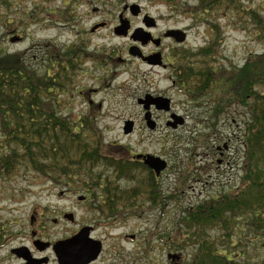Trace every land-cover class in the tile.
Instances as JSON below:
<instances>
[{"label": "rangeland", "instance_id": "374dc122", "mask_svg": "<svg viewBox=\"0 0 264 264\" xmlns=\"http://www.w3.org/2000/svg\"><path fill=\"white\" fill-rule=\"evenodd\" d=\"M198 1L181 0V4L194 8ZM239 3L264 17V0H239ZM135 4L151 17L165 19L159 23L160 32L168 28L187 30V41L182 45L176 44V50H196L205 46L208 40L205 24L191 17L190 13L172 11L161 0H13L10 7L1 12V17L11 22L8 26L10 30L5 32V29H0V32L2 30L4 47L8 53L27 52L28 55H34L35 66L40 65L41 55L48 45L62 48L82 42L95 54L94 61L101 59V63L105 61L107 64V57L110 56L113 64L103 66V70L92 63L82 65L75 84L69 87L68 96L63 94L60 97L62 110L73 118L84 116L88 113L86 101L91 99L95 104L93 112L96 115L98 104L103 103L97 121L105 136V144H119L135 152L147 151L160 156L168 164L162 188L164 206L152 210L143 206L145 210L134 213L135 217L128 219L116 216V222L109 228L110 233L107 229L97 231L94 238L104 240L105 250L97 264H189L195 248L186 246L180 251L177 248L179 246L175 245L180 238L174 233L180 230V221L185 217L186 210L213 196L234 192L241 185L246 110L241 105H233L218 124V131L204 141L200 139L197 151L192 150L189 140L209 135L210 114H206L209 106L205 104L204 108H197L184 93H179L172 86L170 79L163 78V72L161 75L149 73L147 67L127 54L131 42L115 35L114 28L119 25L120 16L124 15L123 8ZM65 12L68 16L73 13L74 23L59 22L62 19L58 17L62 14L66 16ZM123 17L133 27L141 22L131 11ZM240 21L239 16L231 14L226 19H220L226 36L223 45L224 64L229 63L237 69L244 67L253 56L264 54L259 31L255 26ZM98 25L105 28L92 34V29ZM13 37L21 40L12 43ZM165 44L172 46L169 42ZM119 57L127 63L120 64ZM115 74L118 76L113 78ZM92 89L100 93H92L90 98L89 90ZM82 92L84 95H80ZM148 93H162L172 99L171 112L185 118V125L174 130L167 126L169 114L155 111L153 120L157 127L151 130L145 120L146 111L139 104V99H144ZM127 121L134 124L133 132L129 135L124 132ZM225 146L227 150H224ZM219 147L224 157L216 150ZM222 159L223 165L218 168V160ZM67 182L63 177L49 180L33 172H20L11 178L0 179V243L4 237L17 236L9 247L0 252V264H15L13 259L8 258L10 249L21 246L23 242L29 246L26 242L30 240L32 231L39 229L30 226L29 219L32 217L40 223L41 216L52 219L60 211L75 215L78 224H82L85 217L105 223L100 217L103 212L96 206L90 209L88 206L108 201L105 194L108 190L100 188L98 184L97 187L89 188L77 178L70 180V189L67 190ZM86 193L93 202L79 204L77 199ZM99 199L101 202H98ZM142 213L144 217L139 216ZM72 229L75 227L68 222H62L59 228H51L50 241L70 237L72 232L66 231ZM211 234H215L214 231ZM131 235L136 239L127 242L125 237ZM243 236L247 241L251 233L244 232ZM42 239L46 240L47 235ZM250 241L236 251L243 252L241 255L250 260H258L264 252V238L257 243ZM170 254L176 255L178 260L171 262L168 257Z\"/></svg>", "mask_w": 264, "mask_h": 264}, {"label": "trees", "instance_id": "16d2710c", "mask_svg": "<svg viewBox=\"0 0 264 264\" xmlns=\"http://www.w3.org/2000/svg\"><path fill=\"white\" fill-rule=\"evenodd\" d=\"M12 1L0 0V29L5 32L11 22L1 17V12ZM161 1L172 11L190 13L204 23L208 35L205 46L176 50L171 57L175 77L187 98L197 108L209 106V135L189 140L192 150L197 151L200 139L204 141L218 131V124L233 105L244 107L247 117L241 185L234 192L213 196L186 210L180 221L182 228L174 233L180 238L175 245L180 251L186 246L195 248L189 264H264V252L258 260H250L236 251L249 240L257 243L264 238V54L253 56L241 69L224 64L226 36L220 22L230 14L239 16L240 22L255 26L264 45V17L244 8L239 0H199L194 8L182 5L181 0ZM72 14H62L59 22L74 23ZM3 39L1 30L0 179L20 172H33L49 180L82 174L98 160L99 149L94 147L101 139L95 136L103 133L93 111L73 118L62 110L60 97L68 96L82 65L95 54L82 42L62 48L48 45L40 65L35 66L34 55L8 53ZM120 152L121 148L113 149L114 154ZM73 161L76 163H69ZM105 194L108 201L101 206L103 213L127 219L142 209L122 203L126 193L108 190ZM148 207L152 210L156 206ZM247 231L251 237L245 241L243 233Z\"/></svg>", "mask_w": 264, "mask_h": 264}, {"label": "flooded vegetation", "instance_id": "af4514ba", "mask_svg": "<svg viewBox=\"0 0 264 264\" xmlns=\"http://www.w3.org/2000/svg\"><path fill=\"white\" fill-rule=\"evenodd\" d=\"M130 7L131 6L126 5L123 8L124 15L120 16V23L117 27L120 26L121 20H126V18H124L123 16H126L127 12L131 11ZM135 17L137 18V20L141 19L139 25L137 27H133V25L131 24V28L129 29L126 35H119V37L127 39L131 42V44L127 49V54L130 56V58L137 60L141 65L147 67L149 69V73L152 74L159 73L161 75V72H163L162 74L163 78L168 80L170 79L172 86L175 89H177L179 93H184L183 90L181 89L180 83H178L175 77L174 66L171 58L173 56V54L171 53L176 50L175 49L176 44L180 45V43L176 42L174 36L170 35L171 34L170 32L172 30H178V28H168L164 30V32H160L158 30L159 23L165 19L153 18L151 17L150 14H147L146 11H144L142 8L139 14L136 15ZM117 27L114 28L115 35L117 34L116 33ZM104 28L105 27L102 26L98 27L97 29L93 28L91 32L92 34H94ZM140 28L143 29V31L140 33L136 32V30ZM184 31L187 32V30ZM166 42L171 43L172 46H170V44H165ZM132 47H137L140 49V51L134 50V52L138 54L137 56L136 55L133 56L130 54V50ZM118 61L120 64L127 63V61H125V59L122 57H119ZM86 63H92L99 70H103L105 68L103 66L112 65L113 61L111 57L108 56L106 60L107 64H105V61L101 63L99 61H94L92 59H90ZM165 74H167L168 76L166 77ZM116 76L118 75L117 74H115L114 76L112 75L113 78H115ZM92 93L94 95H97L100 93V91L96 89L89 90L90 98L91 96H93ZM80 95H84V93L82 92L80 93ZM158 97L169 99L172 108V104H173L172 99L168 98V96L162 93L160 94L148 93L144 99H139V104H141L140 101H148V103L151 104L149 106V112L151 113L152 120H153V112L155 111L168 113L169 120L167 122V126L170 127L169 123L172 120V116L175 115L176 113H173L171 111L167 112L164 110H157V107L154 103V99ZM86 102H88L87 105L88 113H91V111H93V107L95 104L91 99H88ZM142 106L144 107L143 104ZM102 108H103V103H100L98 104L97 109L95 110L97 113L96 114L97 117H95L94 119L95 122H97V124H98L97 119L98 117H100ZM153 121L155 122V120ZM185 123H186V119H185ZM156 127H157V123L155 125V129ZM95 137L97 139H101L100 143H96L94 147L99 149L100 151V153L98 151L96 154L98 160H95V162H91V164L85 168V170L87 169L86 171L84 170L85 174L78 175V173H74L75 175H73L72 177L71 175L72 173H70V175L66 178L68 180V182L66 183V187H67L66 189L67 190L70 189V185H71L70 180L77 178V180H81L82 185L87 186L89 188L97 187L98 184L100 188L104 187L106 188V190H114L120 193H126V195L122 196L121 202L126 205L129 203L128 205L131 206L134 205L141 206L142 207L141 211L145 210L143 206H156V207L164 206L165 200L162 195V188L164 187V180H165L164 175L168 167L166 170L157 173L147 164V160L149 159L148 156L151 155L147 151L135 152L131 148L120 146L119 144L113 145L110 142H108V144H105L106 142L104 135L95 136ZM116 148L119 149L121 148L122 152H120L119 155L113 153V149ZM227 149H228L227 146H225L224 150ZM216 150L218 151L221 157H224V153L222 152L223 150L220 147L217 148ZM108 151H111L112 155H110ZM152 156L165 161L160 156L157 155H152ZM223 162H224L223 159L218 160V165H219L218 168H220V166L223 165ZM69 163L74 164L76 163V161ZM151 191H155L156 193L155 194L154 192L151 193ZM124 196H128V197L123 198ZM77 201L79 202V204H83V205L86 203L90 204L89 202H93L90 195L87 193L85 196L79 197ZM98 202H101V200L99 199ZM106 203L107 201L103 202V204ZM91 206H96V208L99 209L101 212L102 204H98V205L90 204L88 206L89 209L91 208ZM52 213L56 214L55 211H53ZM139 216L144 217V213H142ZM100 217L105 222L104 224H102L101 222L99 223L93 221V219H91L90 217H85L82 224H78L75 220V215L72 216L67 213H61L60 211L52 219L41 216L42 221L40 223L38 222L37 218L32 217L29 219L30 226H37V228L39 229L32 231L31 236L29 237L30 240H27L26 242L29 244V246L25 245L23 242L21 246L16 248H11L9 251L8 258L13 259L14 262H16L15 264H61L60 259L63 257L65 252L62 249H60L58 246L62 243L74 239L78 235L84 234L83 237L78 238L77 242L74 244V246H79V248L82 251V256L81 254L77 256L76 253H73V258L76 259V261H78V263L75 262L74 264H85V262L89 260V258H92L95 255L94 246L96 245L97 248L99 247L100 252L96 257V259L92 260L91 262H88L87 264H97L104 256L105 250H104V242H103L104 240L102 241L98 237L94 238V234L101 229H107L108 233H110L111 229L109 228L112 227L116 222V220H114L116 216L103 213L101 214ZM132 217L133 216H131V218ZM62 222H68L70 225L75 227V229L66 231L67 233L72 232V235L64 239H59L58 241L55 242L50 241L51 238L50 229L59 228ZM49 223L51 225H48ZM86 230H88L87 235L85 232L82 233V231H86ZM44 235H47L46 240L42 239ZM15 238H17V236L4 237V239L0 243V252L4 251L7 247H9L10 243L13 242ZM125 238L127 242H130V240L134 241L136 239L134 235L126 236ZM170 255L168 256L169 258ZM170 260L171 262L175 261L173 258H171Z\"/></svg>", "mask_w": 264, "mask_h": 264}, {"label": "water", "instance_id": "95a60500", "mask_svg": "<svg viewBox=\"0 0 264 264\" xmlns=\"http://www.w3.org/2000/svg\"><path fill=\"white\" fill-rule=\"evenodd\" d=\"M130 10H131L133 15H138L140 12V6L139 5H132ZM130 27H131V25H130V22L128 20H121V25L116 28V33L118 35H126L128 30L130 29ZM97 28L98 27H95V29H97ZM142 31H143V29H137L136 30V32H139V33ZM170 33H171L170 35L174 36L176 42L184 43L186 41L187 35L185 32H183L181 30H173ZM19 41H20V38H18V37H14L11 39L12 43H16ZM134 50H138V51H140V50L137 47L131 48L130 54L133 56H135V55L137 56L138 54H136V52H134ZM140 103L144 105V108L147 111L146 117H145L146 121H147V126L150 129H154L156 124L151 119V114L149 113V106L151 104L148 103V101H140ZM154 103L157 107V110H164V111L168 112L171 109L170 100L167 98L158 97V98L154 99ZM184 123H185V120L183 117L173 115L172 121L169 123V126H171L173 129H176V128H178V126H183ZM133 126H134L133 122H131V121L126 122L125 128H124L125 134H130L133 131ZM148 158L149 159L147 160V164L153 170H155L157 173L164 171L168 166L167 162H165L159 158H155L152 155H149ZM84 232L86 233V235L88 234V230L82 231V233H84ZM83 235L84 234L78 235L77 237H75L76 239L74 238V239L69 240L65 243H62L58 246L60 249H62L65 252L63 257L60 259L61 264H74L75 262L78 263V261H76V259L73 258V253H76L77 256H79V254H81V256H82V251L79 248V246H74V244L77 242L78 238H82ZM94 248H95V255L92 258H89V260H87L85 262V264L96 259V257L98 256L100 249H99V247L97 248V245L94 246ZM170 258H173L175 260L178 257L176 255H174V256L171 255Z\"/></svg>", "mask_w": 264, "mask_h": 264}]
</instances>
